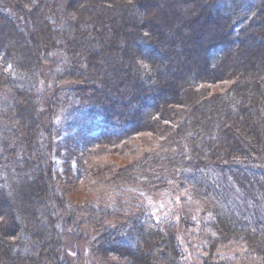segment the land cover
Masks as SVG:
<instances>
[{
	"label": "trees",
	"instance_id": "trees-1",
	"mask_svg": "<svg viewBox=\"0 0 264 264\" xmlns=\"http://www.w3.org/2000/svg\"><path fill=\"white\" fill-rule=\"evenodd\" d=\"M63 108L76 172L53 162ZM218 173L255 201L220 180L199 214L145 213ZM70 235L99 264H264V0H0V264H70Z\"/></svg>",
	"mask_w": 264,
	"mask_h": 264
},
{
	"label": "rangeland",
	"instance_id": "rangeland-1",
	"mask_svg": "<svg viewBox=\"0 0 264 264\" xmlns=\"http://www.w3.org/2000/svg\"><path fill=\"white\" fill-rule=\"evenodd\" d=\"M47 67V65H45ZM48 69V68H47ZM47 78V76H46ZM12 94L9 92L3 93V101L4 103H8L12 100L13 102ZM46 114H48V110H46ZM73 110L68 109H60L57 115V122L60 124V130L58 132V135L55 138V141L58 142V145H56L54 156H53V162L56 168H58L60 171H63L66 168V164H70V167L74 172L78 171V157L82 155V151L84 149L83 142L81 139L75 136L74 132L70 129H68V121L71 119V116H73ZM49 117V116H48ZM47 120H50L46 117ZM45 121V118H44ZM148 142H151L153 144V141L150 140ZM145 143V142H142ZM109 154V153H108ZM112 156H109V158ZM118 161V163H126V161H130L127 157L121 158L120 156H113ZM113 158H111L112 160ZM218 177L216 179H212V177H205V174L202 177L198 178L197 180H202L204 183V186L199 187L198 183H186L182 187V190L180 192L178 189L180 188V183L174 182L167 188L162 189L161 191H155V192H144L140 194L139 197H141L140 200H142V203L144 204V207L146 208L145 213H147L150 218H153V220H160V219H167L168 217L174 218L178 216V213L180 211V199H183L186 202L188 201L190 203V206L192 210L198 211L195 212L197 214L201 213V208L207 207L204 202L201 200V193L199 189L203 190V193L208 194L211 189H217L221 190L218 185H221L222 183H214L216 181H230L233 183L236 187V191L234 188V191L230 190L233 189L230 185H227L230 187L229 191L223 190L222 195L224 198L228 199L227 197H231V199L238 198L241 200H248L255 201V197L258 196L259 192L254 189V187H250L249 191L246 184H241V182L235 181L234 176L232 175H223L218 173ZM215 177V176H213ZM209 178V179H207ZM220 181V182H221ZM82 182V181H81ZM74 185V184H70ZM69 185V186H70ZM68 186V187H69ZM212 186V188H211ZM129 189V185L124 186V192ZM228 190V189H227ZM232 191V192H230ZM234 192V193H233ZM101 193V190H97L94 186H89L87 182H82L80 184L75 183V189L74 191H71L69 189L68 194L69 196L74 199L75 201L85 203L87 200H93L94 198H98L99 194ZM234 196V198L232 197ZM135 200V199H134ZM137 203H140L139 200H137ZM201 207V208H200ZM199 209V210H198ZM204 209V208H203ZM206 209V208H205ZM173 216V217H172ZM87 239L78 240L74 235L66 239V255L67 260L70 262V264H99V261L94 258L90 243L86 241ZM195 253L193 248H189V251L187 252V257H191ZM103 262V259H101ZM238 264H247L243 261H238Z\"/></svg>",
	"mask_w": 264,
	"mask_h": 264
}]
</instances>
